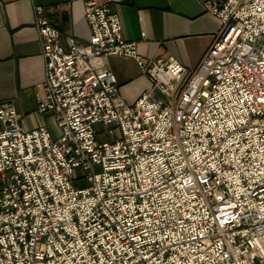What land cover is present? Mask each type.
I'll return each instance as SVG.
<instances>
[{
    "label": "built area",
    "instance_id": "built-area-1",
    "mask_svg": "<svg viewBox=\"0 0 264 264\" xmlns=\"http://www.w3.org/2000/svg\"><path fill=\"white\" fill-rule=\"evenodd\" d=\"M81 1V43L35 7L37 110L61 134L0 103V264H264V0H206L221 29L193 69ZM112 56L151 82L133 105Z\"/></svg>",
    "mask_w": 264,
    "mask_h": 264
},
{
    "label": "crops",
    "instance_id": "crops-1",
    "mask_svg": "<svg viewBox=\"0 0 264 264\" xmlns=\"http://www.w3.org/2000/svg\"><path fill=\"white\" fill-rule=\"evenodd\" d=\"M110 5L119 16L126 40L138 41L145 59L177 58L186 68H195L221 29V21L207 12L206 0H97ZM56 26L64 42L73 37L86 42L90 27L81 0H0V103H10L30 130L46 126L54 137L61 134L51 114L37 110L43 91L45 60L35 24V7ZM142 17V20L140 19ZM145 34V36L143 35ZM110 66L118 78L121 97L129 105L151 87L136 60L112 56ZM60 131V133H58Z\"/></svg>",
    "mask_w": 264,
    "mask_h": 264
},
{
    "label": "rangeland",
    "instance_id": "rangeland-1",
    "mask_svg": "<svg viewBox=\"0 0 264 264\" xmlns=\"http://www.w3.org/2000/svg\"><path fill=\"white\" fill-rule=\"evenodd\" d=\"M55 126H57L56 123H55V125L52 124V125H51V129H53V131L56 133V132H57V128H56ZM98 127H99V125L96 126V128H98ZM58 133H60V131H59Z\"/></svg>",
    "mask_w": 264,
    "mask_h": 264
}]
</instances>
